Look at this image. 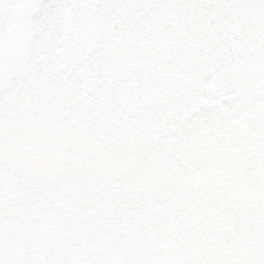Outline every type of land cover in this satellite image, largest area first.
Here are the masks:
<instances>
[{
	"label": "snow or ice",
	"instance_id": "snow-or-ice-1",
	"mask_svg": "<svg viewBox=\"0 0 264 264\" xmlns=\"http://www.w3.org/2000/svg\"><path fill=\"white\" fill-rule=\"evenodd\" d=\"M0 264H264V0H0Z\"/></svg>",
	"mask_w": 264,
	"mask_h": 264
}]
</instances>
